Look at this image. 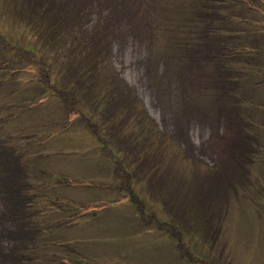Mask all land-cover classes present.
Listing matches in <instances>:
<instances>
[{
    "label": "rangeland",
    "instance_id": "rangeland-1",
    "mask_svg": "<svg viewBox=\"0 0 264 264\" xmlns=\"http://www.w3.org/2000/svg\"><path fill=\"white\" fill-rule=\"evenodd\" d=\"M37 2L38 0H31V9L24 10L30 11L31 16H34L31 17L33 23H30L18 16L19 0H0V47L3 39L21 36L25 25H34L33 28L39 27L41 30L49 27L44 15L35 8ZM169 3L170 0L158 1L148 17L143 10L144 0H90L89 6L85 7L81 32H73L75 35L72 37L59 29L57 35H50L54 36L50 38L47 32L41 31L42 39L48 36L47 45L52 51L48 52V59L43 60L49 64H39L41 70L36 73L37 77L45 74L43 69L47 70L50 64L60 70L64 59L72 50L84 46L81 43L82 37L86 36L84 30L101 23L103 33L111 39L108 55L103 52L104 68L113 67V79L116 78L121 84L125 83L134 90L146 113L155 123V132L162 133L165 139L159 149V153L163 151L164 155L160 153V157H165L170 149L173 158L170 168L146 170L152 165V160L147 155L144 156L147 159L141 164L139 160L135 162L139 164L137 170L141 169L136 177L143 183L142 188L135 184L131 186H135L133 190L136 192L139 191L137 188L142 189L145 207L151 205L156 209V213L153 212L154 215L150 216L148 212L151 209L147 208L144 219L139 217L135 206L127 198L111 203L113 195L123 197L126 193L120 188L105 191V174L110 169L104 167L106 161L91 155L90 150H96L94 146L83 148V152L89 151L88 156L73 157L67 168L53 167V174L55 173L56 179H60L56 180L59 185L55 186L57 199L77 205L86 217L91 212L96 213L93 216H97L95 223L90 224L88 221L83 227H79L76 220L72 222L75 226L71 225L67 232L61 233L67 235L72 244H82L81 239L76 236L86 232L84 227L98 225L104 226L102 232L112 231L111 228L120 222L126 230L133 229L135 236L144 238L151 246L150 249L143 247L141 255L128 252L124 258L118 252L120 249L110 246L100 252L99 246H96L94 250L99 255H95L104 256L86 264H129L132 261L138 264H264V84L249 80L241 86L240 93L246 94L252 104L250 109L238 106L241 109L238 110L234 107L230 99H235L236 96L233 98L229 95V99L224 100L226 94L237 88L236 85H228L226 80L229 77L240 80L246 74H201L205 69L197 65V58H186L173 45L175 40L182 46L188 35L177 27L167 28L166 23L169 26L179 24L188 15L182 7L175 6L171 9L178 0L171 5ZM33 8L35 11H32ZM42 8H48L44 1ZM38 14L40 17L36 18ZM145 17L148 21H145ZM149 23L153 24L149 26ZM179 31L181 33L177 34ZM75 41L79 44H73ZM17 51L23 56L27 53ZM190 53L191 51L188 54ZM14 58L7 65L10 70L20 69L22 65L28 66L26 56L22 61ZM0 66L4 67L3 63ZM30 69L32 73L36 72L33 67ZM22 73L20 74L24 80L18 77L16 85L9 87L8 84L0 83V107L10 105L8 101H26L21 108L28 109L23 115L31 116L29 121L53 119L55 123L59 120L56 125L60 127L56 128L62 129L61 121L64 118H57L60 116L57 106L45 109L35 102L44 89L27 83L28 80ZM64 75L49 74L55 82L64 80ZM260 75L262 74H249L248 79L255 81ZM40 80L43 86H49L50 82ZM93 85H96V81ZM80 98L81 104L87 102L95 109L96 103L87 100L86 96L81 100ZM11 114H15L12 121L20 122L16 112L7 107L0 113V120L9 121ZM25 121L20 124L23 125ZM20 128L23 129L20 134L24 136L28 128ZM14 129L15 133L18 132V126L12 130ZM113 130L108 129L104 139L109 140L114 135L110 142H105L112 146L114 154L112 150L103 149L110 156L113 155L116 162L123 163V158L131 162L138 155L131 159L134 154L121 149V139L116 137L118 128L114 127ZM84 135L88 137L81 123L74 122L65 133L62 132L55 138L56 142H48L40 150L47 154L52 153L53 147L62 149L64 144L69 145L67 139L71 146L80 150L79 143ZM256 135L262 140V144ZM41 144L38 143L37 147ZM47 161L52 162L51 159ZM59 164L64 165L66 162ZM61 169L67 170V173H62ZM150 171H154L155 175L147 181L150 184L147 188L144 181ZM95 172L97 174L93 175ZM93 182L95 184H90ZM163 190L169 192L163 193ZM45 205L48 206V203ZM161 206L167 212L166 221L162 211L157 210ZM5 207L0 198V254L3 258L11 247V235L15 230ZM52 214V218L59 216L58 211H53ZM32 215L35 218L37 214ZM43 220L42 217L40 221ZM166 223L174 225L168 226ZM134 226H138L141 231ZM93 231L94 228L88 230ZM131 248L133 252H138L137 248L129 244L128 249ZM60 250L57 255H64L65 250ZM70 252L74 254L73 251Z\"/></svg>",
    "mask_w": 264,
    "mask_h": 264
},
{
    "label": "trees",
    "instance_id": "trees-1",
    "mask_svg": "<svg viewBox=\"0 0 264 264\" xmlns=\"http://www.w3.org/2000/svg\"><path fill=\"white\" fill-rule=\"evenodd\" d=\"M19 1L18 16L33 23L31 17L34 16H31L30 11H24L31 9V0ZM43 1L48 8H42ZM158 1L161 0H144L143 10L146 11L148 17L154 9L153 5ZM174 1L170 0L169 4L171 5ZM89 4L90 0H38L35 8L39 9L41 15H44L47 24H50L49 27L41 30L37 26L39 30L33 28L34 25L33 27L25 25L21 36L9 37L1 42L0 65L3 63L4 67L0 66V83L8 84L9 87L16 85L18 77L24 80L20 74L23 72L28 80L27 83H31L34 87L39 85V89H44V92L41 91L42 95L36 97L35 102L40 103V106L45 109L56 105L60 112L57 118L64 119L61 121L62 129H58L56 127L60 126L56 123H59V120L55 123L53 119L29 121L31 116L23 115L28 109L21 108L26 101H8L10 105H5L16 112L20 122L12 121L15 114H11L12 117L7 122L0 120V198L6 206L9 219L15 226L14 233L11 235V247L5 253V258L0 254V264H82V257L76 254L77 246L72 244L67 235L61 231L67 232L75 226L72 222L77 220V225L78 221L81 223L88 221L96 213L91 212L89 217H86L79 211L80 208L77 205L64 199H57L55 186L59 185L56 180L60 179H56L52 169L53 167L67 168L73 157L85 158L89 151L83 152V148L89 149L94 146L96 150H90L91 155L97 157L98 160L106 161L104 167L110 170L105 174L107 179L104 185L105 191H112L114 188L125 190L126 194L123 197L113 195L111 203L127 198L135 206L142 219L147 214L145 211L147 208L151 209L148 212L150 216L154 215L153 212L156 213L155 206L145 207L146 204L142 199L144 195L141 194L142 189L137 188L139 191L136 192L133 190L135 186L132 188L131 184L141 187L143 182L136 177L141 169L138 171L137 168L147 158H151L152 165L145 168L146 170L170 168L173 158L170 149L165 157H160L163 151L159 153V149L165 139L162 133L155 132V123L146 113L143 103L138 99L134 90L123 82L121 84V81L119 82L116 78L113 79V67L104 68L103 52H107L108 55L111 39L109 40L103 33L104 31L100 28L101 23L98 22L93 28L84 30L86 36L82 37L81 41L84 46L73 49L64 59L60 70L50 64L47 70L43 69L45 74L40 77L36 75L41 70L39 64L47 60L48 52L52 51L47 45L48 36L42 39L41 31L47 32L50 36L57 35L60 29L64 31V34L67 33L73 37L83 30L81 23L85 17V7ZM175 6L184 8L188 17L179 24L169 26L166 23L167 28L177 27L188 37L182 46L175 40L173 45L180 49L186 58L189 57L192 60L197 58V65L205 69L201 74H246V77L239 78L240 80L230 77L226 80L228 85H236L237 88L234 92L226 94L223 99L226 100L229 95L233 98L236 96L235 99H230L234 107L250 109L252 104L249 103L246 94L240 93L242 91L240 88L249 80V82L264 84V0H178V3L172 5L171 9ZM32 11H35L34 8ZM40 14L35 17L39 18ZM151 24L153 23L148 25ZM52 37L54 36H50ZM103 41L105 43H102ZM73 44L79 43L75 41ZM17 50L28 53H24L28 66L22 65L20 69L10 70L7 65L14 57L16 60L19 59L18 61L24 58ZM189 51H191L190 55ZM31 67L36 72L32 73ZM49 74H65L64 80L52 81ZM249 74L262 75L253 81L248 79ZM29 75H31L30 78ZM40 79H43L45 83L50 82L49 86H43ZM95 81L96 85H93ZM83 96H86L87 100L92 103H96L94 110V107L87 102L81 104L79 98ZM5 107H0V113ZM238 110L241 109L238 108ZM24 118L27 120L25 121ZM23 121L25 123L21 125ZM74 122H80L83 131L88 134L87 138L84 135L80 140L81 149L71 146V142L67 139L70 135H67L69 145L64 144V149L57 150V147H53L52 153L43 154L40 147L45 148L48 142H56L55 138L59 137L62 132L65 133ZM15 126H18L16 133L15 129L12 130ZM20 126L28 128L24 136L20 134L23 130ZM114 127L118 128L116 137L121 139V149L131 151L134 154L131 159L138 155L131 162L125 161L126 158H123V163L116 162L115 157L110 156L108 151L103 149L106 148L109 151L113 149L106 143L110 142L114 135L109 140L104 139V136L108 129L114 131ZM98 129L101 131L99 132ZM256 132L259 134L258 131ZM256 137L262 144V140L257 135ZM37 142L42 143L39 148ZM174 150L176 151V148ZM112 153L114 154L113 150ZM47 159H51V163L56 164L48 163ZM137 160L139 164L135 163ZM59 162H66V164H59ZM62 173L66 174L67 170ZM121 173L124 174L121 175ZM96 174L95 172L93 175ZM154 175V171H150L148 178H145L144 183L147 188L150 186L147 181ZM162 192L168 193L169 190ZM149 193H151L150 190ZM45 203H48V206ZM90 207L94 206L90 205ZM157 210L162 211L164 219L168 217L162 206ZM53 211H58L59 216L52 218ZM34 213L37 214L35 218L32 215ZM38 217H43L44 220L40 221L41 218L38 219ZM61 248L65 250L62 256L57 255ZM86 261L91 262V260ZM87 262L83 261L85 264Z\"/></svg>",
    "mask_w": 264,
    "mask_h": 264
},
{
    "label": "crops",
    "instance_id": "crops-1",
    "mask_svg": "<svg viewBox=\"0 0 264 264\" xmlns=\"http://www.w3.org/2000/svg\"><path fill=\"white\" fill-rule=\"evenodd\" d=\"M97 216H93L90 220L85 221V222H79L77 223V225L79 227H83L85 224L88 223H95L94 221H96ZM104 221V220H102ZM81 225V226H80ZM135 229H137L139 232L141 231L138 226H134ZM94 228L93 233L92 232H88V230ZM104 228V226H98V225H94V226H90L88 227H84V229L86 230V232H83V234H81L80 236H76L77 239H81V243H76L77 246V254H79L80 257H82L81 259L84 262H87L86 260H93L95 258L98 257H102V256H96L99 255L98 253L96 254V249L94 250V247H98L99 246V250L100 252H104V250L108 249L110 246L116 248V250H119L118 252L120 253L121 257L124 258L125 255H127V253H131L134 255H141V250L142 248L146 247L148 249H150V244L149 242H147L146 240H144V238H140L134 235V231L131 230H126L125 227L120 224V222H118L117 226L114 228H111L112 231H101V229ZM106 228V227H105ZM81 229V228H79ZM107 229V228H106ZM78 230V228H77ZM75 238V237H74ZM111 239V240H109ZM132 245L133 247L137 248L138 252H133L132 248L131 250L128 249V246ZM99 252V253H100ZM96 254V255H95ZM113 255V253H112ZM104 260H108V259H104ZM82 264H85L83 263ZM133 262V261H132ZM129 263V264H138V263Z\"/></svg>",
    "mask_w": 264,
    "mask_h": 264
}]
</instances>
